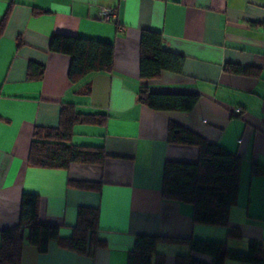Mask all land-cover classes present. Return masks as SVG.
Here are the masks:
<instances>
[{
    "label": "crops",
    "instance_id": "obj_1",
    "mask_svg": "<svg viewBox=\"0 0 264 264\" xmlns=\"http://www.w3.org/2000/svg\"><path fill=\"white\" fill-rule=\"evenodd\" d=\"M102 8L115 10L116 19H101ZM2 20L0 230L18 225L26 192L38 196L39 221L57 225L60 239L72 235L78 207L98 209L94 235L102 242L97 248L89 243V253L56 240L45 252L26 243L20 264H126L140 234L171 239L156 246L165 264L187 254L211 264L210 257L190 252L191 239L225 243L237 253H245L249 241L264 248V172H252L254 165L264 170V0H0ZM143 30L161 33L163 48L183 57L180 73L161 72L147 82L149 90L197 94L190 111H153L138 102ZM55 32L113 43L112 71L91 76L87 95L75 93L68 79L69 57L49 51ZM29 62L44 66L41 79H27ZM227 65L252 74L230 72ZM63 102L106 116L103 124H75L70 139L74 145L103 146L108 156L101 167L28 165L35 129L57 127ZM170 123L239 157L237 198L227 226L239 230V239H227V227L194 223L191 204L162 198L164 162L198 159L196 147L167 142Z\"/></svg>",
    "mask_w": 264,
    "mask_h": 264
},
{
    "label": "trees",
    "instance_id": "obj_2",
    "mask_svg": "<svg viewBox=\"0 0 264 264\" xmlns=\"http://www.w3.org/2000/svg\"><path fill=\"white\" fill-rule=\"evenodd\" d=\"M4 20L0 23V29ZM264 28V21L261 23ZM49 51L69 57L68 79L75 93H90L91 76L110 73L113 68L115 48L113 43L86 39L80 36L55 32L49 38ZM183 57L163 48L161 33L143 30L139 41V75L143 84L137 92L141 105L153 111H190L198 100L197 94L157 93L149 90L147 82L161 72H181ZM230 72L252 74L249 68L231 67ZM43 65L29 62L28 80L41 79ZM106 116L101 113H82L72 103H62L59 125L55 128H36L29 148L27 163L31 167L68 169L71 164L101 167L108 154L103 146L74 145L70 142L73 126L77 123L103 124ZM167 142L175 145L194 146L198 149L196 162L167 160L163 165L161 196L165 200L188 203L193 206L194 223L228 226L229 210L236 202L239 182V157L223 147L208 142L198 134L178 126L168 125ZM253 173H262L260 165L252 167ZM77 186L91 188L94 183L77 182ZM39 198L36 194L23 193L19 205V223L0 230V264H20L22 246L29 244L39 252H45L50 241L81 253H89L90 247L102 245L95 238L99 212L96 208H77V223L72 235L60 239L55 224L42 223L38 219ZM238 229L228 228L227 239H239ZM90 241V242H89ZM161 241H171L150 235H137L127 254L126 264H165V255L156 251ZM191 253L206 255L211 264H224L232 260L246 264H264V248L249 241L245 253L229 250L225 243L191 239L186 242ZM92 245V246H91ZM92 248V249H93ZM175 264H205L191 254L176 256Z\"/></svg>",
    "mask_w": 264,
    "mask_h": 264
},
{
    "label": "built area",
    "instance_id": "obj_3",
    "mask_svg": "<svg viewBox=\"0 0 264 264\" xmlns=\"http://www.w3.org/2000/svg\"><path fill=\"white\" fill-rule=\"evenodd\" d=\"M101 19L104 21H114L116 19V12L111 8H102L100 10ZM121 29V27H119ZM238 110H235L237 112Z\"/></svg>",
    "mask_w": 264,
    "mask_h": 264
}]
</instances>
